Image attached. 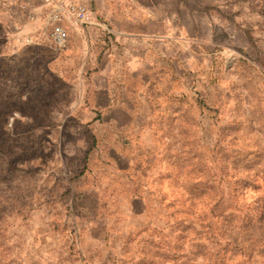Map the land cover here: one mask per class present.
Instances as JSON below:
<instances>
[{
    "label": "rangeland",
    "instance_id": "rangeland-1",
    "mask_svg": "<svg viewBox=\"0 0 264 264\" xmlns=\"http://www.w3.org/2000/svg\"><path fill=\"white\" fill-rule=\"evenodd\" d=\"M73 1L0 64V264H264V0Z\"/></svg>",
    "mask_w": 264,
    "mask_h": 264
},
{
    "label": "crops",
    "instance_id": "crops-1",
    "mask_svg": "<svg viewBox=\"0 0 264 264\" xmlns=\"http://www.w3.org/2000/svg\"><path fill=\"white\" fill-rule=\"evenodd\" d=\"M72 2L73 0H62ZM43 0H0V48L2 60L6 48L20 50L48 45L45 18L50 10ZM1 60V61H2Z\"/></svg>",
    "mask_w": 264,
    "mask_h": 264
},
{
    "label": "built area",
    "instance_id": "built-area-1",
    "mask_svg": "<svg viewBox=\"0 0 264 264\" xmlns=\"http://www.w3.org/2000/svg\"><path fill=\"white\" fill-rule=\"evenodd\" d=\"M43 1L51 7L45 18V29L49 43L56 50H64L67 46L69 38L67 26L81 29L92 24L91 14L85 4L62 0ZM2 57L0 48V64Z\"/></svg>",
    "mask_w": 264,
    "mask_h": 264
}]
</instances>
